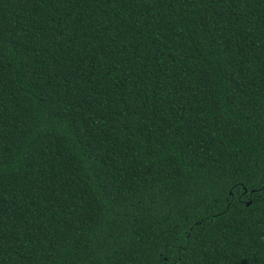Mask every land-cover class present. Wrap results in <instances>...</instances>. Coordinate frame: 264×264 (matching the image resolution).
<instances>
[{
    "label": "trees",
    "instance_id": "16d2710c",
    "mask_svg": "<svg viewBox=\"0 0 264 264\" xmlns=\"http://www.w3.org/2000/svg\"><path fill=\"white\" fill-rule=\"evenodd\" d=\"M0 264H264V0H0Z\"/></svg>",
    "mask_w": 264,
    "mask_h": 264
}]
</instances>
